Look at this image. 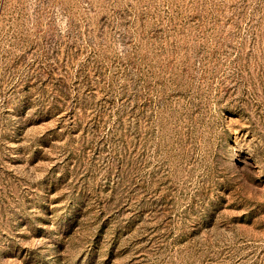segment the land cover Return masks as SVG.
I'll return each instance as SVG.
<instances>
[{
	"label": "rangeland",
	"instance_id": "obj_1",
	"mask_svg": "<svg viewBox=\"0 0 264 264\" xmlns=\"http://www.w3.org/2000/svg\"><path fill=\"white\" fill-rule=\"evenodd\" d=\"M0 264H264V0H0Z\"/></svg>",
	"mask_w": 264,
	"mask_h": 264
}]
</instances>
